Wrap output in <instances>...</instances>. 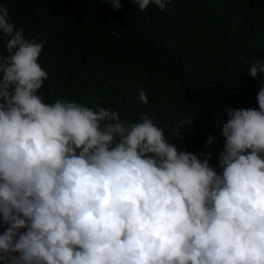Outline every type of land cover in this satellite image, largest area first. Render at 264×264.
Returning a JSON list of instances; mask_svg holds the SVG:
<instances>
[{"label": "clouds", "instance_id": "obj_1", "mask_svg": "<svg viewBox=\"0 0 264 264\" xmlns=\"http://www.w3.org/2000/svg\"><path fill=\"white\" fill-rule=\"evenodd\" d=\"M128 1L142 17L150 3L164 11L170 2ZM142 33L152 44L164 30L146 21ZM0 37L3 264H264V83L258 109L225 108L217 171L210 153L178 150L145 113L134 121L102 106L45 103L44 43L26 38L2 5ZM202 54L204 45L194 59L182 55L193 66ZM261 73L264 61L251 63L248 75ZM138 99L148 103L143 89ZM186 124L192 117L172 138Z\"/></svg>", "mask_w": 264, "mask_h": 264}, {"label": "trees", "instance_id": "obj_2", "mask_svg": "<svg viewBox=\"0 0 264 264\" xmlns=\"http://www.w3.org/2000/svg\"><path fill=\"white\" fill-rule=\"evenodd\" d=\"M131 3L121 0L116 11L106 0H0L26 38L44 43L38 62L49 73L39 90L45 103L102 106L134 121L145 113L178 150L210 153L219 171L225 108L258 109L264 73L254 79L248 69L264 61V0H170L164 11L150 3L144 17ZM146 21L164 30L155 43L142 33ZM6 43L0 37V55H7ZM198 45L208 51L205 63L189 66L182 54L194 59ZM185 117L193 125L172 138Z\"/></svg>", "mask_w": 264, "mask_h": 264}]
</instances>
